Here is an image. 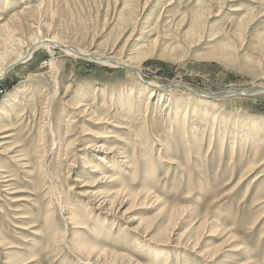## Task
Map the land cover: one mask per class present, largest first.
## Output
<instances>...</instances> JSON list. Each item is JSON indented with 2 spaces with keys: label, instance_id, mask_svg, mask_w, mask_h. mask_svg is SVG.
Listing matches in <instances>:
<instances>
[{
  "label": "rangeland",
  "instance_id": "rangeland-1",
  "mask_svg": "<svg viewBox=\"0 0 264 264\" xmlns=\"http://www.w3.org/2000/svg\"><path fill=\"white\" fill-rule=\"evenodd\" d=\"M35 35L116 59L151 45L145 61L138 56L143 80L161 86L214 95L264 88V0H0V70ZM31 57L0 78V132L10 135L0 139V264H264V164L244 177L257 148L264 158V137L259 147L238 142L251 120L264 125L263 89L214 109L191 101L228 122L191 138L184 110L175 125L168 120L180 91L154 97L146 115L127 104L138 84L131 72L54 48ZM77 105L89 111L68 125ZM99 144L116 149L110 169L95 159ZM94 166L106 176L96 188ZM125 189L142 198L116 204L113 217L92 209L96 196Z\"/></svg>",
  "mask_w": 264,
  "mask_h": 264
},
{
  "label": "bare ground",
  "instance_id": "bare-ground-1",
  "mask_svg": "<svg viewBox=\"0 0 264 264\" xmlns=\"http://www.w3.org/2000/svg\"><path fill=\"white\" fill-rule=\"evenodd\" d=\"M23 1V0H22ZM40 7L37 6V8H26L24 9L23 12H21V14H24V13H29L34 11L35 9H38ZM19 14H16L14 16H17ZM19 18V17H18ZM14 21V20H13ZM19 25V24H18ZM8 26V24L6 25ZM13 27V26H12ZM23 27V26H22ZM5 28V27H4ZM3 28V29H4ZM10 28V26H9ZM15 29V28H14ZM5 30V29H4ZM9 30V29H8ZM7 31V30H6ZM6 31H4L6 33ZM10 33L9 31L7 32V34ZM13 33V31H12ZM16 34V33H15ZM9 35V34H8ZM7 35V37H8ZM5 36V35H4ZM131 36V35H130ZM13 37V35H12ZM10 38V37H8ZM33 39H31V42H30V39H29V42L30 44L29 45H26V50L20 54H18L17 58H15V61H11L12 63L7 66V69H4V70H0V78H2L4 76L5 73H7L8 69L12 68L14 66V64L16 63H19L21 61V63L25 62V61H28L32 55V53L38 49H58L62 52H64L67 56H70V57H75L76 58H83V59H88V61H93L95 63H99L100 65H103L105 67H108V68H111V69H120L122 68L123 70H127L129 72H131L132 74H134L135 78L137 79L136 80V87L137 88H134L132 87L131 90H129V94L126 95V100H127V104L130 106H134V104L138 105L137 108H143L146 112V115L149 111V109L153 106V98L154 97H159V101L158 103L162 100L165 101V99L171 101L172 99V94L175 92V91H180L182 94V96H185V98H182V102L181 100H177V103L176 104H172V106H169L168 103L166 105V107L168 108L169 110V113L167 115H171V118L168 119L170 121V123L174 124L175 125V122L179 121V116H180V112L184 110V114H183V117H182V127L184 129V132L185 130H188L186 131V134L192 135L191 131L195 130L198 132V135H199V131H203L205 132L207 129V127H209V125H211L210 127V134H212L215 130H219L223 127L225 128H228L226 126V124L228 123L227 121L225 122V126H220L222 124H220V120H218L216 117H215V114L213 115H210L206 112V110L204 109H196L195 107H192L190 106V103L191 101H198V103H201L202 104H206V103H210L213 102L211 104L212 108L214 109V107H217L218 108V104H224L225 101H227L228 99H233V97L237 96V97H255L257 96L260 92H263L264 91V88H260V90L258 91H249V90H228V91H224V92H221V93H218L216 95L214 94H209V93H202V92H196L194 91V89H190V88H187L188 86L185 87V85H182L180 84L179 82H171L172 84H170L169 86H161L159 83H155V82H148L146 80H143V73H142V59L143 61L146 60V56H149L150 55V46H144V45H139L136 47V49L134 50L135 52L129 56L128 58H125V59H122V57L120 56V59H116L114 56H105V55H98L97 53H95L94 51L93 52H89V51H85V50H82V49H79V48H75L73 46H68L66 45L65 43L59 41L58 39H55L54 37H49V38H46L43 37V36H37L35 35V37L33 36L32 37ZM6 39V38H4ZM14 38H12L13 40ZM17 40V39H16ZM16 40H13V44H14V41ZM7 41V40H5ZM10 40L8 39V42ZM7 42V43H8ZM19 42V41H17ZM27 42V43H29ZM152 42V41H151ZM7 43H4V44H7ZM9 44V43H8ZM20 44V43H19ZM18 44V45H19ZM22 44V43H21ZM15 45V44H14ZM13 46V45H12ZM6 47H9V46H5ZM19 47V46H18ZM9 49H11V47H9ZM14 49V48H13ZM16 49V48H15ZM146 49V50H145ZM145 50V51H144ZM12 52V51H11ZM10 52V54H11ZM50 52V51H49ZM144 54V56H141V60L140 58H138V56L140 54ZM7 54V53H5ZM13 54V53H12ZM123 55V54H122ZM152 55V54H151ZM214 55V54H213ZM140 57V56H139ZM220 57V54H217L216 55V58H219ZM32 58V57H31ZM148 58V57H147ZM224 59V58H223ZM227 60V59H226ZM20 64V63H19ZM2 67H0L1 69ZM55 68V67H53ZM52 68V71L55 70ZM56 71V70H55ZM133 78V77H132ZM133 78V79H135ZM260 80V79H259ZM258 81V80H257ZM55 82V81H53ZM56 85L54 84V86H57V82H55ZM263 85V84H262ZM178 89V90H176ZM180 89V90H179ZM54 90L56 91V87H54ZM53 90V91H54ZM135 91H137L136 93H134ZM145 91H149V96H147L146 100L142 101L143 105H141L142 103L140 102L141 99H144V96H145ZM179 93V92H178ZM57 94V92H56ZM55 95V93H54ZM167 96H169L168 98H166ZM117 97V96H116ZM53 98V97H52ZM54 99V98H53ZM158 99V98H157ZM181 99V98H179ZM140 102V103H139ZM157 103V104H158ZM48 104V103H47ZM156 104V107H158ZM164 104V103H163ZM165 105V104H164ZM196 105V104H195ZM155 106V104H154ZM200 106V105H199ZM81 106L77 105V106H74L72 108H69L70 112H71V117L69 118V120L67 121L68 122V125L70 124H75L76 122L79 121V119H81V117L83 118V115H85L89 109L87 108H80ZM202 107V106H201ZM227 107V106H226ZM155 108V107H154ZM229 108V107H228ZM232 108V107H231ZM220 109V107H219ZM68 110V109H67ZM218 113V115H223L222 112H220V110H216L215 109V113ZM212 113V112H211ZM2 114V113H1ZM231 114V113H230ZM233 114V113H232ZM237 114V113H236ZM239 115V114H238ZM49 116V115H48ZM201 116H203V118H201ZM223 117V116H222ZM225 117V116H224ZM74 118H77L75 119V121H73ZM201 118V119H199ZM234 118V117H232ZM223 119V118H222ZM225 119V118H224ZM96 120V119H95ZM104 120V119H103ZM186 120L188 122H186ZM98 121V120H97ZM230 121V120H229ZM244 122V121H243ZM240 123V122H239ZM215 124H218L219 127H214ZM241 124V123H240ZM251 124L250 128H246V132H244V136L243 137H240V140H238V142L241 144L244 145V147H247L248 146V142H249V139L250 138H254V140H250V141H254V146H261L262 145V137H264V125L263 123L257 121V120H251L249 122V125ZM67 125V124H66ZM187 125H188V129H187ZM233 125V124H232ZM76 126V125H75ZM243 126V125H242ZM232 127H234V129L237 127L236 125H233ZM245 127V126H244ZM1 128V127H0ZM54 128V127H53ZM256 128V129H255ZM259 128V129H258ZM234 129H231V130H234ZM241 129V128H240ZM2 130V129H1ZM4 130V129H3ZM216 131V133H217ZM239 131V130H238ZM221 132V131H220ZM228 132V131H226ZM231 132V131H230ZM1 134H3L0 139H3V140H6L10 137V135H5L2 132H0ZM202 133V132H201ZM215 133V132H214ZM223 133V132H222ZM225 133V132H224ZM250 133V134H249ZM252 133V135H251ZM0 134V135H1ZM232 134V132H231ZM235 134V133H234ZM197 135V136H198ZM260 135V136H259ZM187 136V135H186ZM185 136V137H186ZM189 136V137H191ZM203 136V135H202ZM212 136V135H210ZM222 136V135H221ZM230 136V135H229ZM249 136V138L247 137ZM191 137V138H192ZM212 137H210V140H211ZM225 138V136H224ZM224 138L222 140V144H221V149L223 148L222 145H224ZM197 139V138H196ZM238 139V138H236ZM261 139V140H260ZM187 140V139H186ZM192 140V139H191ZM188 142V141H187ZM7 142H5L6 144ZM4 143H2L1 145H5ZM253 144V143H252ZM251 144V145H252ZM190 145V144H189ZM209 146L211 147V142L209 144ZM190 148V147H189ZM236 148V140L234 139V142H233V146H232V149L235 150ZM193 149V148H192ZM191 150V148H190ZM209 150V149H208ZM232 150V151H233ZM256 154H255V159L253 160V162L251 163V165L248 167L247 171L245 172L244 174V177H246L247 175H249L253 170H255L257 167V165H262L264 164V158L263 159H260L259 160V156H258V152L260 151L259 148L256 149ZM95 153L98 154L95 156V159L96 161H98V164L102 165H107V156L108 155H111L113 154V157L116 158V149H107L104 147L103 144H99L97 146H95V149H94ZM222 151V150H221ZM119 154V153H118ZM107 160V161H106ZM125 160V159H123ZM169 163V162H168ZM249 163V162H248ZM169 165V164H168ZM171 165V164H170ZM108 168H109V165H107ZM105 167V166H104ZM126 167L128 169L131 168L130 165H126ZM111 168V167H110ZM109 168V169H110ZM108 169V170H109ZM90 171V170H89ZM91 173H100V170H97L96 167L94 166L92 168V170L90 171ZM100 178L97 179L95 181V188L99 185V184H102V183H105L106 182V176L103 175V173H100ZM9 180V179H8ZM105 180V181H104ZM110 182V181H109ZM112 182V181H111ZM89 194H92V193H89ZM140 196H138V194H133L131 193L130 191L126 190L125 189V192L121 191L116 193V195L114 196V198H110L108 197L106 194L103 196H96L95 197V203L92 204V209L96 210V211H101L102 213H104V215H107V216H116L117 214V209L115 207V205L117 204L119 207H122L121 205H123V203L125 202H128L130 200H137V199H141L142 198V194L139 192ZM147 195L146 194V198L143 197L142 200H147L148 201H151V199L147 198ZM94 196V195H93ZM148 197H150L148 195ZM132 198V199H131ZM145 198V199H144ZM92 199V198H91ZM94 199V198H93ZM120 200V201H119ZM153 204H156L158 202V199L157 198H153L152 200ZM75 221V216L72 217ZM71 218V219H72ZM70 219V221H71ZM160 224V223H159ZM210 225V224H209ZM190 231V230H189ZM195 231V230H194ZM192 233V232H191ZM189 236V235H188ZM195 236V235H194ZM196 238V237H195ZM189 240V238H187ZM194 239V238H193ZM190 241V240H189ZM187 243V242H186ZM197 243H198V240H194L193 242H190V245L191 246V249L192 251H195L196 247H197ZM188 244V243H187ZM83 249V250H87V246H82V247H79V249ZM92 251H94L93 249H91ZM96 250V249H95ZM95 252V251H94ZM217 256V254L215 256H211L209 257V261H213L215 259V257ZM118 258V257H117ZM99 258H96L95 260H93L92 262L88 261V263L90 264H97L99 263L98 262ZM127 264V263H126ZM128 264H139L137 261H133V260H130V262L128 261Z\"/></svg>",
  "mask_w": 264,
  "mask_h": 264
}]
</instances>
